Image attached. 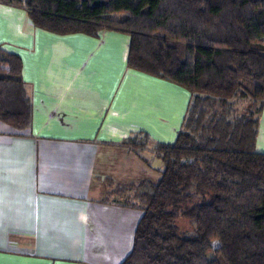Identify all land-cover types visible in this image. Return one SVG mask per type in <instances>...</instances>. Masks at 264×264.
<instances>
[{
	"label": "trees",
	"instance_id": "obj_1",
	"mask_svg": "<svg viewBox=\"0 0 264 264\" xmlns=\"http://www.w3.org/2000/svg\"><path fill=\"white\" fill-rule=\"evenodd\" d=\"M0 1L61 34L126 31L129 66L191 91L176 140L154 143L160 178L131 185L125 206L143 214L120 264H264V0ZM22 70L21 57L0 47V121L21 131L33 118ZM249 95L259 108L234 118L232 100ZM141 137L152 142L135 132L120 145L140 153ZM179 216L193 233H180Z\"/></svg>",
	"mask_w": 264,
	"mask_h": 264
},
{
	"label": "crops",
	"instance_id": "obj_2",
	"mask_svg": "<svg viewBox=\"0 0 264 264\" xmlns=\"http://www.w3.org/2000/svg\"><path fill=\"white\" fill-rule=\"evenodd\" d=\"M130 43L117 29L53 32L0 1V47L21 57L33 104L28 129L0 121V264H120L129 254L137 212L108 201L99 175L119 174L114 150L132 133L174 142L192 97L129 66ZM256 148L264 152V101ZM147 161L139 172L157 181L163 163ZM125 172L134 177L135 166Z\"/></svg>",
	"mask_w": 264,
	"mask_h": 264
},
{
	"label": "rangeland",
	"instance_id": "obj_3",
	"mask_svg": "<svg viewBox=\"0 0 264 264\" xmlns=\"http://www.w3.org/2000/svg\"><path fill=\"white\" fill-rule=\"evenodd\" d=\"M112 18H121L122 15L120 14H113L111 15ZM250 83V82H248ZM252 88V84L249 86ZM232 111L234 118H240L244 115H247L249 112H253L257 108H259L260 101L254 99L252 96L247 97H237L232 100ZM257 115V114H256ZM138 142H140L141 147L138 149L140 153L137 151L132 150L127 146L117 145L118 148L114 151V166H117L119 174H110L100 176L106 183L111 186V191L108 193L107 200L117 201L120 205H125L128 199H130L131 195L133 194V190L131 189V185L136 183H140L142 180L150 179L145 176V174H140L139 172V164H143L145 159H152L153 156L157 155L155 150V144L146 141L143 137L138 138ZM127 153H126V152ZM138 153V154H137ZM135 166V176L127 175L125 172V168ZM147 177V178H146ZM151 180V179H150ZM153 180V179H152ZM155 181V180H153ZM131 209L136 210V226L138 221L140 220L143 210L140 208L130 207ZM176 224L179 227V231L181 234L185 233H193L195 230L194 224L184 216H179L176 219ZM135 226V229H136ZM133 246V245H132ZM132 249V248H131ZM130 249V251H131ZM209 257L212 258L213 254L210 253Z\"/></svg>",
	"mask_w": 264,
	"mask_h": 264
}]
</instances>
